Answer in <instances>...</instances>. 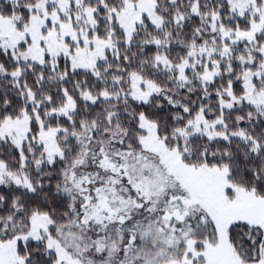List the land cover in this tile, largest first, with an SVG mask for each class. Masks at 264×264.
<instances>
[{
    "label": "snow or ice",
    "instance_id": "1",
    "mask_svg": "<svg viewBox=\"0 0 264 264\" xmlns=\"http://www.w3.org/2000/svg\"><path fill=\"white\" fill-rule=\"evenodd\" d=\"M0 264H264V0H0Z\"/></svg>",
    "mask_w": 264,
    "mask_h": 264
}]
</instances>
